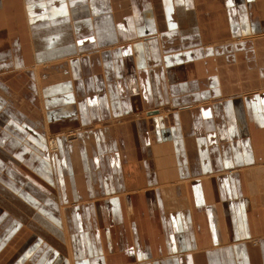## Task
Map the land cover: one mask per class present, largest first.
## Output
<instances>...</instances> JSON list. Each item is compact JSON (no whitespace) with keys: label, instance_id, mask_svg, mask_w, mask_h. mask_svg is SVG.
I'll use <instances>...</instances> for the list:
<instances>
[{"label":"crops","instance_id":"0c3cea01","mask_svg":"<svg viewBox=\"0 0 264 264\" xmlns=\"http://www.w3.org/2000/svg\"><path fill=\"white\" fill-rule=\"evenodd\" d=\"M72 260L264 264V0H0V264Z\"/></svg>","mask_w":264,"mask_h":264},{"label":"bare ground","instance_id":"6f19581e","mask_svg":"<svg viewBox=\"0 0 264 264\" xmlns=\"http://www.w3.org/2000/svg\"><path fill=\"white\" fill-rule=\"evenodd\" d=\"M31 38H32V42H33L32 44H34L35 40H36V41H39V39H40V38L38 39L36 35H32ZM55 60H56V59H55ZM51 61H53V60H51ZM38 63H39V62H38ZM36 66H37V65H36ZM36 66L34 65V69L36 68ZM31 68H32V67H31ZM34 69H33V70H34ZM35 70H36V69H35ZM46 138L48 139V148H49V152H51L52 154H57L58 149L56 150L55 147H54V150H53L52 145H51V143H50V138H48V135L46 136ZM36 178H37V177H36ZM14 216H15V215H14ZM23 220H24V219H23ZM27 221H28V220H27ZM24 224H25V223H24ZM25 225H26V224H25ZM64 226H65L64 229L66 230V233H67L66 235H67V238H68V239H67L66 236H65V238L67 239V240L65 239V240L67 241V242H66L67 244H65V245L68 246L69 249H71V241L69 240V239H70V238H69V229H68V227H67L66 222H64ZM34 230H35V229H34ZM34 230H33V231H34ZM34 232H35V231H34ZM63 235H64V234H63ZM45 238H46V237H45ZM55 241H57V240H55ZM55 241H53V242H55ZM62 241H63V240H62ZM63 242H64V241H63ZM64 243H65V242H64ZM62 245H63V244H62ZM60 246H61V245L59 244V247H60ZM61 248H62V246H61ZM72 256H73V255H72ZM72 258H73V257H72ZM72 262H73V260H72ZM73 264H74V262H73Z\"/></svg>","mask_w":264,"mask_h":264}]
</instances>
